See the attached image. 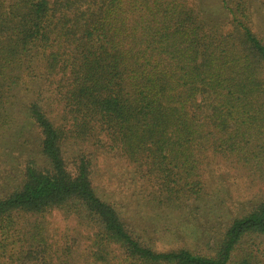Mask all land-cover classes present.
<instances>
[{
	"label": "trees",
	"instance_id": "1",
	"mask_svg": "<svg viewBox=\"0 0 264 264\" xmlns=\"http://www.w3.org/2000/svg\"><path fill=\"white\" fill-rule=\"evenodd\" d=\"M2 168L0 264H264V0H0Z\"/></svg>",
	"mask_w": 264,
	"mask_h": 264
},
{
	"label": "rangeland",
	"instance_id": "2",
	"mask_svg": "<svg viewBox=\"0 0 264 264\" xmlns=\"http://www.w3.org/2000/svg\"><path fill=\"white\" fill-rule=\"evenodd\" d=\"M52 0H50L51 2ZM210 10H212V8H209ZM223 21V19L221 20ZM7 167V166H5ZM113 171V174L116 172L118 173L117 171L115 170H112ZM1 174L0 176H3L4 175V169L2 168V170H0ZM228 188L230 189L231 187V181L228 182ZM111 184V183H110ZM231 191V194L233 195H238V192L242 193L241 190L237 189L236 187H234V189L230 190ZM243 195H246L245 192L242 193ZM247 197V195L245 196ZM49 219L51 220V223L52 225L56 226V228L60 231H63L64 228L66 227V219L63 217V215L59 212V211H53L50 215H49Z\"/></svg>",
	"mask_w": 264,
	"mask_h": 264
}]
</instances>
